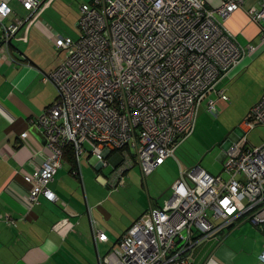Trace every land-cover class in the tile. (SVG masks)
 <instances>
[{"label":"built area","instance_id":"2783aa9c","mask_svg":"<svg viewBox=\"0 0 264 264\" xmlns=\"http://www.w3.org/2000/svg\"><path fill=\"white\" fill-rule=\"evenodd\" d=\"M53 1L18 0L27 13L22 17L10 0H0L2 59L15 62L10 45L27 42L33 26L63 53L44 78L58 96L35 119L46 136L36 154L44 160L33 172L18 171L29 185V210L42 197L59 201L50 185L68 147L77 162L89 154L101 167L112 166L103 181L98 177L110 193L124 187L136 167L144 178L152 175L194 134L200 108L220 116L218 104L229 100V73L256 48L241 44L224 24L244 0L217 7L206 0H88L80 6L76 38L42 26ZM248 13L264 41V4ZM257 124L264 127V91L227 148L223 173L180 167L170 195L139 216L101 264H191L190 250L201 240L246 223L264 235V140L248 146ZM64 210L77 215L69 204ZM93 226L96 240L107 242L103 226L96 220Z\"/></svg>","mask_w":264,"mask_h":264},{"label":"crops","instance_id":"0c3cea01","mask_svg":"<svg viewBox=\"0 0 264 264\" xmlns=\"http://www.w3.org/2000/svg\"><path fill=\"white\" fill-rule=\"evenodd\" d=\"M63 1L70 4L68 0ZM63 1L54 0L40 18L42 26L54 33L56 30L47 20L64 17L67 6ZM70 1L78 4L79 18L80 6L88 0L81 4L78 0ZM222 1L206 0L209 7H217ZM263 4L264 0H244L243 6L224 22L241 44L252 42L256 47L229 73L228 83L245 69H250L256 63L254 58L264 51L259 27L248 13L250 8H260ZM10 5L19 16V8L26 16L18 0H10ZM13 42L20 44L16 47L12 43L9 48L15 62L0 57V151L5 156L0 158V264H101L132 223L150 208L161 204L151 202L144 212L123 225L118 221L122 213L111 200L101 201L90 193L92 179L109 190L101 181L111 173L112 166H107L111 170L105 172L106 167L84 154L77 164L64 158L63 166L50 185L59 201L54 203L42 197L40 203L29 210L25 200L29 185L18 171L33 172L44 160L36 154L44 150L46 136L35 119L58 96L56 85L44 78L58 66L63 53L59 56L53 42L37 26L30 30L27 42ZM263 91L264 88L257 101ZM25 132L27 136L22 140L20 136ZM235 133L232 140L238 137L239 131L235 130ZM99 176L103 177L101 181H98ZM65 204H69L77 215L68 214L64 210ZM94 220L108 234L107 242L96 240ZM263 250L264 235L253 225L243 224L221 233L218 238L195 243L189 255L191 264H258Z\"/></svg>","mask_w":264,"mask_h":264},{"label":"rangeland","instance_id":"374dc122","mask_svg":"<svg viewBox=\"0 0 264 264\" xmlns=\"http://www.w3.org/2000/svg\"><path fill=\"white\" fill-rule=\"evenodd\" d=\"M68 1L70 4L63 1L67 6L64 17L55 20L49 18L47 21L54 27L56 34L76 38L78 35L76 27L78 4ZM83 1L85 0L77 2L81 4ZM18 12L21 16H25V12L21 8L18 9ZM13 46L19 47L20 44L13 42ZM254 59L256 63L250 69H245L226 85L228 86L226 93L229 100L218 104L220 116L214 118L207 111H203L197 117L194 134L179 144L174 157L168 158L164 165L145 180L140 169L134 168L126 178V185L112 194L92 179L91 195L93 197L97 195L101 201L111 200L112 204L122 213V218H119L118 221L123 225L125 223L128 225L132 217H135L139 212H144L151 202L157 201L160 204L164 202V199L171 193L173 182L180 176V167L186 169L200 165L212 175L222 174L223 157L228 148H225L224 144L236 134L235 129L247 117L264 88V51ZM263 140L264 127L257 124L248 134V146H259ZM109 170L111 167L104 168L105 172ZM224 177L226 178V175ZM164 192L166 193L163 195ZM247 225L252 226L249 223Z\"/></svg>","mask_w":264,"mask_h":264},{"label":"trees","instance_id":"16d2710c","mask_svg":"<svg viewBox=\"0 0 264 264\" xmlns=\"http://www.w3.org/2000/svg\"><path fill=\"white\" fill-rule=\"evenodd\" d=\"M65 158H69V160L72 161V163L74 164L78 163L74 154V149L72 147L67 148Z\"/></svg>","mask_w":264,"mask_h":264},{"label":"water","instance_id":"95a60500","mask_svg":"<svg viewBox=\"0 0 264 264\" xmlns=\"http://www.w3.org/2000/svg\"><path fill=\"white\" fill-rule=\"evenodd\" d=\"M202 113H203V111H202V109L200 108V110H199V114H198V117H199ZM235 130L239 131V128L237 127ZM231 143H232V139L229 138V140H227L226 143L224 144V147H225V148L229 147V146L231 145ZM165 193H166V192H164L163 195H164ZM163 195H162V196H163Z\"/></svg>","mask_w":264,"mask_h":264}]
</instances>
